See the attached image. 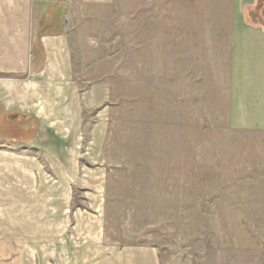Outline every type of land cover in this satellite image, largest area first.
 I'll return each instance as SVG.
<instances>
[{
  "label": "rangeland",
  "instance_id": "rangeland-1",
  "mask_svg": "<svg viewBox=\"0 0 264 264\" xmlns=\"http://www.w3.org/2000/svg\"><path fill=\"white\" fill-rule=\"evenodd\" d=\"M185 12L72 2L73 78L99 102L82 134L50 138L74 146L44 168L65 175V210L51 198L0 264H264V135L227 126L217 71L185 54Z\"/></svg>",
  "mask_w": 264,
  "mask_h": 264
},
{
  "label": "crops",
  "instance_id": "crops-1",
  "mask_svg": "<svg viewBox=\"0 0 264 264\" xmlns=\"http://www.w3.org/2000/svg\"><path fill=\"white\" fill-rule=\"evenodd\" d=\"M72 2L116 0H0V245L10 240L16 248L19 231L41 228L34 224L45 223L51 198H61L65 210L66 177L51 184L44 168L50 150L61 152L59 161L74 146L50 138L82 134L83 112L99 102L73 78ZM185 2V54L201 70L217 71L227 126L264 135V0ZM222 55L224 65L213 68ZM94 116L90 134L97 130V111ZM35 207L41 218H34Z\"/></svg>",
  "mask_w": 264,
  "mask_h": 264
}]
</instances>
